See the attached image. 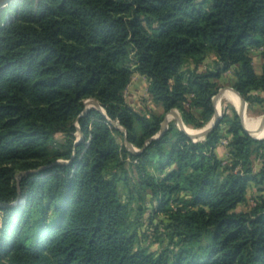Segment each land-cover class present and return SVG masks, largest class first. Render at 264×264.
<instances>
[{
	"label": "trees",
	"instance_id": "trees-1",
	"mask_svg": "<svg viewBox=\"0 0 264 264\" xmlns=\"http://www.w3.org/2000/svg\"><path fill=\"white\" fill-rule=\"evenodd\" d=\"M234 67V89L264 105V0H16L0 10V264H264V140L232 110L202 141L171 122L149 142L175 109L205 128L214 80ZM137 73L162 114L128 103ZM90 98L107 116H82ZM110 120L126 129L122 143ZM222 124L227 163L215 152ZM250 184L262 193L245 211ZM146 203L173 249L140 245Z\"/></svg>",
	"mask_w": 264,
	"mask_h": 264
},
{
	"label": "rangeland",
	"instance_id": "rangeland-1",
	"mask_svg": "<svg viewBox=\"0 0 264 264\" xmlns=\"http://www.w3.org/2000/svg\"><path fill=\"white\" fill-rule=\"evenodd\" d=\"M8 6H4L0 10H4ZM212 59H213V56H210L207 61L210 62ZM255 66H256V68H259V60L257 58L255 59ZM134 82H136V81H134ZM218 93H219V91H218ZM146 97H147L146 85L142 84V83L138 84L137 89H134L133 87H130L127 90V92H126V98H127L128 103L134 109H136L137 111H139L138 108L136 107L137 101L141 102V103L142 102H146L147 103L148 100L146 99ZM94 100H96V99L90 98V99H86L84 102L86 104V102H88V101L91 102V101H94ZM224 105H227L229 107L228 111H229L230 114H232V110H235L233 105L226 99L223 100L222 107H224ZM248 105L249 106H248L247 113H248V115H250V117H261L264 114V105L256 106V112H255V110L253 108L254 107L253 105H250V103H248ZM90 106L94 107V105H91V104H90ZM92 110H97V109L93 108ZM140 112H144V111L141 110ZM172 122L175 123L176 126L178 127V121L177 120H172ZM75 126H77L78 129H79L77 131V133H76L77 141H79V140H81V142L84 141V138H82L83 134L80 131L81 128H80L79 121L75 122ZM112 127L114 128L113 124H112ZM121 128H122V126H121ZM194 129L202 130L204 128H202V129L194 128ZM119 131L121 133L117 134L118 135V140L120 141V143H122L124 138L121 135L125 136V134L121 130H119ZM58 142L59 143L63 142V136H59L58 137ZM128 146L130 147V145H128ZM22 175H24V174H20L19 177L22 176ZM134 176L136 178L135 174H134ZM120 193H121L122 200L127 202L129 200L130 191H128V188H126L123 183L120 184ZM250 196H251V194H250ZM132 207H133L132 217L134 219H136V217L138 215V211H137L138 202L133 200ZM144 207L146 208L145 214H143L142 218H140V222H139V224L137 226L140 245L143 248H146L150 252H153V253L154 252L158 253V252L162 251L164 248H166L168 246L171 249H173V246L170 245L169 241L167 240V237H166L165 233L164 232L160 233V232L156 231V226H159V227L161 226V224H160L161 220H165L166 221L165 217L159 216V217L155 218L153 221H151L149 217L151 215L153 206L150 203H146ZM241 209H242V207H241ZM160 228L164 229V227L162 228V226Z\"/></svg>",
	"mask_w": 264,
	"mask_h": 264
},
{
	"label": "crops",
	"instance_id": "crops-1",
	"mask_svg": "<svg viewBox=\"0 0 264 264\" xmlns=\"http://www.w3.org/2000/svg\"><path fill=\"white\" fill-rule=\"evenodd\" d=\"M252 56H253L255 72H256L257 75L260 76L261 73H262V65H263L262 50L261 49L254 50L253 53H252ZM256 58L259 60V68H256V66H255V59ZM208 62L209 61H205V63L200 66V71H205L207 69ZM134 81H136V82H134ZM214 81L219 86V93H217V95H216L218 97L217 98V108H218L219 112L224 115L225 112L229 113V111H228L229 107L227 105H224V107H222L223 100L226 99L223 96H224V94L227 91H233L232 89H234V84L237 81V77H236V73H235V67L232 68L231 70H229L228 72L224 73L219 79H215ZM139 83H142V84L146 85V91H147L146 99L148 101H147V103L146 102H142L141 103V102L137 101L136 107L138 108V110L139 111H141V110L150 111V112H153V113H156V114H162L164 112V109H163V107L161 105L156 104L152 100L151 95L149 94V80L145 76H142V75H140L138 73L135 74L134 77H133V81H132L131 85L129 86V88L133 87L134 89H137ZM226 100H228V99H226ZM230 103L233 105V107L235 108L236 112L239 114V109L236 108V106L232 102H230ZM218 105H219V107H218ZM248 106L249 105H248V102H247V110H248ZM253 106H254L253 108H254V110L256 112V106H260V104H254ZM175 111H176V114H171L170 115V117L173 116L172 118H170L171 122H172V120H177L178 121V119H177L178 117H181L182 120H183L181 112L179 110H177V109H175ZM195 112L197 114H199L200 110L197 109V110H195ZM169 113H167L165 115V118H166V116ZM175 116H177V117H175ZM262 116L261 117H251V118H260L261 121H262ZM243 126H244V129L245 128L248 129L246 121H245V125H243ZM227 129H228V127L225 124L221 125V131H222V134H223V138H222L221 142L219 143V145L217 146V148L215 150V152H216L217 156L219 157V159H221L225 163H227V161L229 160V148H228V145L222 144V141L223 140L230 141V139L232 138L231 134H229L227 132ZM258 140H264V137H262L261 139H258ZM252 160H253L254 172L258 173L263 167V160L260 157H257V156H253ZM249 193L251 194V196H250ZM261 193L262 192L259 191V188L256 185L250 184L249 188H248V194H249L248 195V200H247L246 203L240 205L242 207V209L246 211V210L250 209L251 207H253L256 204V202H255L256 199L255 198L257 196L261 195Z\"/></svg>",
	"mask_w": 264,
	"mask_h": 264
},
{
	"label": "water",
	"instance_id": "water-1",
	"mask_svg": "<svg viewBox=\"0 0 264 264\" xmlns=\"http://www.w3.org/2000/svg\"><path fill=\"white\" fill-rule=\"evenodd\" d=\"M16 0H0V9L3 8L4 6H8V5H11L12 3H14ZM233 91H235L239 96L240 98L242 99V104H243V107L241 110H239V115L241 117V120H242V123L243 125H245V117H246V113H247V101L239 94L238 91H236L235 89H232ZM217 96H215L213 98V101H214V105H215V109H216V112H215V115H214V118L212 119V121L210 122L209 125H207L204 129H202L201 133L198 134V135H192L188 132L187 130V126L185 125L184 121L182 120L181 117H178V127L181 131L185 132L189 137H191L195 142H198V141H202L204 140L207 135L212 132L213 130H215L220 122H221V119L223 117V114L219 112L218 108H217ZM91 102H94L95 105L94 107H91L89 104L90 102H86V109H85V112L83 113L82 116H85L88 114V112L90 110H92L93 108H96L98 111H100L102 114H104L105 116H107V113L105 111V109L103 108V106L100 104L99 101L97 100H94V101H91ZM171 114H176V111H171L165 118L164 122H163V128H162V131L159 135H157L156 137H154L153 139H151L149 142L151 141H154V140H157L159 138H161L165 133L166 131L168 130L169 128V123L171 122V119H170V115ZM110 122L113 124L114 128L118 129V130H121L124 134H125V137H127V131L125 128H121V125L118 123V122H114L112 120H110ZM262 125H264V115L262 116V121H261ZM81 133H82V130L80 129ZM245 131L250 134L253 138L255 139H261L259 137H256L255 135H253L251 133V131H249L247 128H245ZM83 134V133H82ZM84 138V135L83 137ZM81 142V140L77 141L76 144H79ZM127 144L130 145L131 149L135 150L136 152H139V150H137L131 143H129L127 141ZM29 174V173H27ZM22 202L19 201L16 205H19L20 203Z\"/></svg>",
	"mask_w": 264,
	"mask_h": 264
},
{
	"label": "bare ground",
	"instance_id": "bare-ground-1",
	"mask_svg": "<svg viewBox=\"0 0 264 264\" xmlns=\"http://www.w3.org/2000/svg\"><path fill=\"white\" fill-rule=\"evenodd\" d=\"M223 97L228 99L230 102H232L236 106V108H238L239 110L242 109V107H243L242 99L240 98V96L235 91H227ZM90 104L95 105L94 102H90ZM218 107H219V105H218ZM249 116L250 115H248V113H246L245 120H246V124H247L249 131H251V133L254 134L256 137H259V138L264 137V125L261 124V119L260 118H251ZM172 117L173 116H171L170 118H172ZM175 117H177V116H175ZM187 130L192 135H198L202 131V130H196V129L188 127V126H187Z\"/></svg>",
	"mask_w": 264,
	"mask_h": 264
},
{
	"label": "built area",
	"instance_id": "built-area-1",
	"mask_svg": "<svg viewBox=\"0 0 264 264\" xmlns=\"http://www.w3.org/2000/svg\"><path fill=\"white\" fill-rule=\"evenodd\" d=\"M228 143H229V141H227V140L222 141V144H224V145H228Z\"/></svg>",
	"mask_w": 264,
	"mask_h": 264
}]
</instances>
